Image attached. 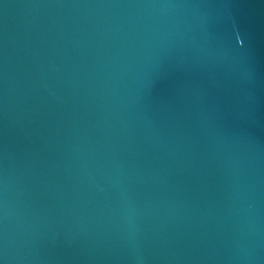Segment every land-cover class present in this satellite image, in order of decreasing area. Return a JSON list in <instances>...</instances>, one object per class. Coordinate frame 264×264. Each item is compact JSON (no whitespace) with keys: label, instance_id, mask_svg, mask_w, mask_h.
Listing matches in <instances>:
<instances>
[{"label":"water","instance_id":"obj_1","mask_svg":"<svg viewBox=\"0 0 264 264\" xmlns=\"http://www.w3.org/2000/svg\"><path fill=\"white\" fill-rule=\"evenodd\" d=\"M0 264H264V0H0Z\"/></svg>","mask_w":264,"mask_h":264}]
</instances>
